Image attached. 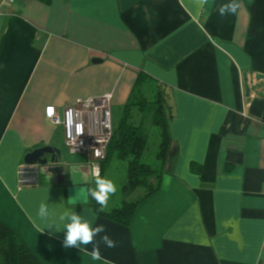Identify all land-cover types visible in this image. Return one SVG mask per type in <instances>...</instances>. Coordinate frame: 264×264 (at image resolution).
<instances>
[{
	"label": "crops",
	"instance_id": "1",
	"mask_svg": "<svg viewBox=\"0 0 264 264\" xmlns=\"http://www.w3.org/2000/svg\"><path fill=\"white\" fill-rule=\"evenodd\" d=\"M227 2L15 0L2 8L0 221L42 264H264V121L247 99L249 84L264 99L255 77L264 76V0H239L237 13L222 17ZM141 72L169 93L172 141L160 189L122 195L139 201L122 225L91 197L71 203L84 187L74 168L86 171L92 160L68 153L46 110L112 93L118 123ZM50 146L61 151L58 164L23 176L27 153ZM66 211L105 225L116 247L97 236L101 260L93 244L65 248Z\"/></svg>",
	"mask_w": 264,
	"mask_h": 264
},
{
	"label": "trees",
	"instance_id": "2",
	"mask_svg": "<svg viewBox=\"0 0 264 264\" xmlns=\"http://www.w3.org/2000/svg\"><path fill=\"white\" fill-rule=\"evenodd\" d=\"M152 84L158 83L144 73H139L120 121L114 122V136L110 141L107 159L102 163V177L111 161L127 165V179L122 186L125 198L131 197L136 191H141L140 198L156 193L161 187L162 173L169 154L172 139L168 127L173 119L169 93L164 86L166 95L151 91L149 88ZM156 137L160 140V145L153 163L148 150L152 139ZM138 204L139 201L126 200L110 212L103 211L97 203L95 208L105 218L129 225ZM0 264H42L22 238L1 221Z\"/></svg>",
	"mask_w": 264,
	"mask_h": 264
},
{
	"label": "built area",
	"instance_id": "3",
	"mask_svg": "<svg viewBox=\"0 0 264 264\" xmlns=\"http://www.w3.org/2000/svg\"><path fill=\"white\" fill-rule=\"evenodd\" d=\"M15 0H2L0 14L4 6L13 4ZM247 99L250 101L260 98L250 84ZM112 93H106L100 98L79 100L68 105L60 113L52 108V114L47 117L57 127H61L63 141L70 155L88 156L91 166L98 165L101 173V163L106 161L110 141L114 136V118L111 102ZM253 102V101H252ZM80 127V133L77 132ZM99 152V156L95 153ZM25 170L21 174H25ZM24 176V175H23Z\"/></svg>",
	"mask_w": 264,
	"mask_h": 264
},
{
	"label": "clouds",
	"instance_id": "4",
	"mask_svg": "<svg viewBox=\"0 0 264 264\" xmlns=\"http://www.w3.org/2000/svg\"><path fill=\"white\" fill-rule=\"evenodd\" d=\"M199 6L202 8L207 0H198ZM240 8L239 0H228L227 3H222L218 8L220 16L234 15ZM49 107L46 111L49 114ZM51 115V114H49ZM77 132L80 133V127L77 126ZM99 156V152L95 153ZM88 170H83L82 167H76L74 170L79 173L80 183L84 185L77 193V196L72 198L71 203L75 205L77 200L83 203H87L89 197L94 199L101 209L107 206V203L112 195L117 191L115 183L106 177H102L100 174V168L98 165L87 166ZM49 215L48 206L46 203L40 205L38 216L41 219H46ZM60 221L64 222V227L61 230H65V238L63 246L77 247L82 249L81 246H87L93 244V249L90 253L93 260H101L103 257L100 255L99 243L96 242V237L100 236V242H102L108 248L116 247V242L109 237L106 233L105 225L95 224V221H89L83 218L77 212L66 211L60 216ZM51 228L53 225H48ZM44 229L41 230L43 232ZM60 231V230H56ZM103 233V235H101ZM51 234V233H50ZM104 264H111V261L104 260Z\"/></svg>",
	"mask_w": 264,
	"mask_h": 264
},
{
	"label": "water",
	"instance_id": "5",
	"mask_svg": "<svg viewBox=\"0 0 264 264\" xmlns=\"http://www.w3.org/2000/svg\"><path fill=\"white\" fill-rule=\"evenodd\" d=\"M95 63H100L97 59L93 60ZM256 80H264V76L261 74L255 75ZM248 112L254 118H259L264 121V99L263 98H256L252 100ZM51 156V157H50ZM25 171L27 173H37L39 171V166H48L50 164L55 165L58 164L59 160L61 159V151L55 147H45V148H38L32 152L27 153L25 156ZM50 157V159H49ZM55 169L49 170L51 173Z\"/></svg>",
	"mask_w": 264,
	"mask_h": 264
},
{
	"label": "rangeland",
	"instance_id": "6",
	"mask_svg": "<svg viewBox=\"0 0 264 264\" xmlns=\"http://www.w3.org/2000/svg\"><path fill=\"white\" fill-rule=\"evenodd\" d=\"M151 91L153 90L155 93L156 91L164 93L165 94V90L162 86H160L159 84H152L149 88ZM166 95V94H165ZM121 116V113L118 112V115H115V118L118 119ZM153 138V137H152ZM151 138V139H152ZM159 145H160V140L156 137L154 139H152L150 146H149V154H150V161L155 163L156 161V155L159 152ZM67 159L72 160V158H70L68 153H64ZM105 162V161H104ZM103 163V162H102ZM101 163V165H102ZM126 164L123 162H117V161H111L108 164V168L106 169L105 175L103 177H106L108 179H111L117 188V191L114 195H112L110 197V201L108 202H114L116 203L117 200L121 202H123L126 199H123L122 201V186L125 183L127 176H126ZM45 166H41V168H44ZM43 170V169H42ZM117 205V204H116ZM119 205V204H118ZM122 205V203L119 205V207Z\"/></svg>",
	"mask_w": 264,
	"mask_h": 264
},
{
	"label": "snow or ice",
	"instance_id": "7",
	"mask_svg": "<svg viewBox=\"0 0 264 264\" xmlns=\"http://www.w3.org/2000/svg\"><path fill=\"white\" fill-rule=\"evenodd\" d=\"M49 114H52V109H49Z\"/></svg>",
	"mask_w": 264,
	"mask_h": 264
}]
</instances>
